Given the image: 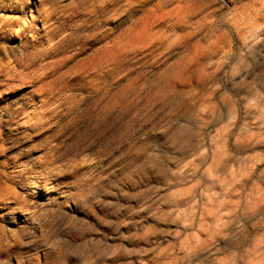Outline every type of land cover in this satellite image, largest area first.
I'll use <instances>...</instances> for the list:
<instances>
[{"label": "rangeland", "instance_id": "1", "mask_svg": "<svg viewBox=\"0 0 264 264\" xmlns=\"http://www.w3.org/2000/svg\"><path fill=\"white\" fill-rule=\"evenodd\" d=\"M25 1L0 264H264V0Z\"/></svg>", "mask_w": 264, "mask_h": 264}, {"label": "bare ground", "instance_id": "2", "mask_svg": "<svg viewBox=\"0 0 264 264\" xmlns=\"http://www.w3.org/2000/svg\"><path fill=\"white\" fill-rule=\"evenodd\" d=\"M14 1V0H13ZM18 2L19 3H23V2H26L27 3V1H25V0H18ZM28 3L30 4V6H31V1L30 0H28ZM44 3V1L42 2V4ZM28 4V5H29ZM40 4H41V2H40ZM46 4V3H45ZM50 5H52V3L50 4ZM15 9V8H14ZM37 9V8H36ZM42 9V8H41ZM55 8H53V10H54ZM17 10V9H16ZM39 10V9H38ZM48 12H49V10H47ZM44 12V11H43ZM48 12H46V13H48ZM51 12H52V10H51ZM54 12V11H53ZM45 12H44V14H46ZM48 14H50V13H48ZM52 14V13H51ZM55 14V13H54ZM44 17H42L43 19V21L45 20V22H47L46 20H48V18H49V15H47L46 14V16L45 15H43ZM57 16V15H56ZM69 16V15H68ZM51 17H52V15H51ZM50 19V18H49ZM42 21V22H43ZM28 22H29V20L28 21H22L20 18H18V17H11V18H7V19H3L2 20V23L0 24V26H2V27H13V29H15V31H16V33H15V35H22L26 30L27 31H29V29L32 27V26H30L29 24H28ZM45 22H44V24H45ZM53 23V22H52ZM56 23V22H55ZM61 24V23H60ZM48 25V24H47ZM55 25H57V24H55ZM68 25H70V24H68ZM44 26V25H43ZM58 26H60L59 24H58ZM62 26V25H61ZM1 27V28H2ZM64 27V26H63ZM69 27V26H68ZM72 27V26H71ZM33 28V27H32ZM54 28H56V27H54ZM44 29V28H43ZM52 29V28H51ZM50 29V30H51ZM68 29V28H67ZM48 31V35H49V37H51V38H53V37H55V35L57 34V33H55V32H53V31H55V30H51V31ZM59 30V29H58ZM57 30V31H58ZM66 30V29H65ZM39 32V31H38ZM46 32V31H45ZM69 32H71V31H69ZM27 32H25V34H26ZM60 33V32H59ZM42 34V33H41ZM46 34V35H47ZM39 36V35H38ZM64 36V35H63ZM66 36V35H65ZM66 37H68V36H66ZM38 38V37H37ZM42 38V37H41ZM48 38V37H47ZM64 38V37H63ZM63 38H61V39H63ZM39 39V38H38ZM46 39V38H45ZM54 39V38H53ZM65 39V38H64ZM63 39V40H64ZM41 40V39H40ZM43 40V42H44V39H42ZM41 40V41H42ZM82 40V39H81ZM54 42V41H53ZM73 42H74V40H73ZM79 42H80V40H79ZM32 43V42H31ZM37 43V42H36ZM35 43V44H36ZM39 43H40V41H39ZM49 43V42H48ZM24 44V43H23ZM44 44V43H43ZM51 44V43H50ZM71 44V43H70ZM70 44H69V46H70ZM49 45V44H48ZM26 44H24L23 45V49L21 50V59H25V58H28V56L30 55V53L28 54L27 53V51L25 50L26 49ZM31 46V45H30ZM52 46V45H51ZM35 48V47H34ZM36 49V48H35ZM56 49H57V47H56ZM61 49V48H60ZM3 50V49H2ZM14 50V49H13ZM0 51H1V48H0ZM4 51H6V50H4ZM10 51H12L11 49H10ZM41 51H45V50H41ZM47 51V50H46ZM57 51V50H56ZM33 52H34V50H33ZM35 52L36 53H38L37 52V50H35ZM50 52V51H49ZM60 52V51H59ZM59 52H58V54H59ZM20 53V52H19ZM42 53V52H41ZM47 53L48 52H46V55H47ZM56 53L57 52H55V55H56ZM63 53V52H62ZM40 54V53H39ZM38 54V55H39ZM43 54H45V53H43ZM49 54V53H48ZM52 54V53H51ZM5 55V54H4ZM13 55H15V54H13ZM37 55V54H36ZM45 56V55H44ZM7 57V56H6ZM18 57V56H17ZM34 57V56H33ZM42 57V56H41ZM14 58V57H13ZM38 58V57H37ZM2 58H0V61H2L1 60ZM19 59V58H18ZM18 59H16L17 61H18V64H19V60ZM40 59V58H39ZM32 60H34V59H32ZM44 60V59H43ZM29 61V60H28ZM36 62H37V60H35ZM24 63H26V62H24ZM5 64V63H4ZM4 64H2L1 62H0V75H8V77H9V75H12V76H14V77H19V78H21L22 79V77H21V75L23 74V71L24 70H22V68L20 69V70H18V69H14V68H10V66L8 67V65H4ZM21 65H24V68L23 69H25V64H22V63H20ZM16 65V64H15ZM27 65V64H26ZM33 65H35V64H33ZM32 65V66H33ZM19 67H21V66H19ZM34 67V66H33ZM18 68V67H17ZM42 73H43V71H41ZM38 74V73H37ZM45 74V73H44ZM43 74V75H44ZM34 77V76H33ZM36 77V76H35ZM32 78V77H31ZM9 79H11V78H8V80ZM38 79V78H37ZM23 83V82H22ZM4 111H5V116H6V118H5V120H0V126L2 127V122H5L6 124H12L13 122H14V118L15 117H17L19 114H20V108H11V107H8V106H6L5 108H4ZM0 135H1V133H0ZM35 158H37V156H35ZM36 161H37V159H36ZM39 161V160H38ZM4 168V167H3ZM6 176H7V174H6V170H5V168L3 169V170H1L0 171V178H6ZM35 177V179H36V181H40V180H42V178H43V176L42 175H35L34 176ZM45 179V178H44ZM45 189H47V188H44V190ZM46 191V190H45ZM2 200H7L8 201V203H9V201L11 202H16L17 200H18V195L14 192V191H12V190H10V189H7L6 190V192H5V194L3 195V198H2ZM11 202V203H12ZM17 207H20V206H17ZM18 209V208H17ZM19 211L21 210V208H19L18 209ZM22 211V210H21ZM21 213H23V211L21 212ZM59 243V242H58Z\"/></svg>", "mask_w": 264, "mask_h": 264}]
</instances>
